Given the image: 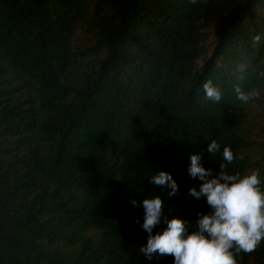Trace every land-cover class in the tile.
<instances>
[{
	"label": "trees",
	"instance_id": "obj_1",
	"mask_svg": "<svg viewBox=\"0 0 264 264\" xmlns=\"http://www.w3.org/2000/svg\"><path fill=\"white\" fill-rule=\"evenodd\" d=\"M257 34L264 0H0V264H173L139 251L148 234L130 201L160 196L193 230L208 205L189 194L202 183L191 154L215 175L229 147L228 174L264 176ZM237 86L261 95L242 104ZM161 170L174 196L149 183ZM238 264H264V242Z\"/></svg>",
	"mask_w": 264,
	"mask_h": 264
},
{
	"label": "clouds",
	"instance_id": "obj_2",
	"mask_svg": "<svg viewBox=\"0 0 264 264\" xmlns=\"http://www.w3.org/2000/svg\"><path fill=\"white\" fill-rule=\"evenodd\" d=\"M196 5L198 0H188ZM264 36L257 34L254 43L259 44ZM205 99L220 103L223 93L211 80L202 85ZM236 99L242 104L258 99L257 89L242 91L234 89ZM210 154L221 152V145L213 140L207 144ZM222 157L225 163L219 165L220 171L213 175L211 168H205L202 155H190L187 171L191 178L202 183L189 189V194L203 198L208 210L197 214L193 230L190 221L182 217L168 218L163 215V200L160 196H148L134 207L143 208L142 229L147 232V242L139 251L149 261L154 256L171 255L173 264H238L241 253H251L264 242V176L252 171L245 175L228 174L225 169L234 160L229 147H224ZM149 183L167 188L168 195L174 196L179 185L170 172L161 170L148 176ZM166 224L162 231L153 234V229L161 223ZM139 223V220H137Z\"/></svg>",
	"mask_w": 264,
	"mask_h": 264
},
{
	"label": "rangeland",
	"instance_id": "obj_3",
	"mask_svg": "<svg viewBox=\"0 0 264 264\" xmlns=\"http://www.w3.org/2000/svg\"><path fill=\"white\" fill-rule=\"evenodd\" d=\"M257 116H261L262 118H257ZM257 121V122H256ZM253 122H256V135L254 139L257 142H262L264 140V112L261 111L260 108H256V111L254 112V119ZM255 147L257 145L255 144ZM252 155L254 156L255 153L253 152ZM77 249V246H66V245H60V253L63 257L66 258H73L75 256V251Z\"/></svg>",
	"mask_w": 264,
	"mask_h": 264
}]
</instances>
